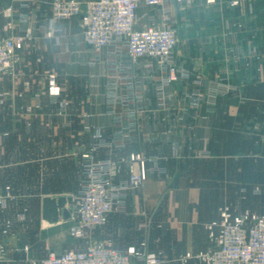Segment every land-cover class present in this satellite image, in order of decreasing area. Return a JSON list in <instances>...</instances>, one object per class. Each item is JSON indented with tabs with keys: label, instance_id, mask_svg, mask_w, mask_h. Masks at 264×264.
Segmentation results:
<instances>
[{
	"label": "crops",
	"instance_id": "1",
	"mask_svg": "<svg viewBox=\"0 0 264 264\" xmlns=\"http://www.w3.org/2000/svg\"><path fill=\"white\" fill-rule=\"evenodd\" d=\"M238 1L139 8V27L167 16L178 36V79L160 94L166 71L128 63L120 44L92 52L78 18L52 19L53 0H0V39L32 32L0 83V264L140 242L166 264H196L221 210L264 214V0ZM95 145L97 158L116 163L114 181L128 178L135 153L147 178L75 240L61 210L55 223L42 219V200L76 195L81 155Z\"/></svg>",
	"mask_w": 264,
	"mask_h": 264
},
{
	"label": "built area",
	"instance_id": "2",
	"mask_svg": "<svg viewBox=\"0 0 264 264\" xmlns=\"http://www.w3.org/2000/svg\"><path fill=\"white\" fill-rule=\"evenodd\" d=\"M194 1L89 0L81 4L78 0H53L51 17L56 21L78 18L83 42L94 53L120 44L125 48L128 63H156L159 70L166 71L157 87L161 94L178 79V69L173 62L178 44L177 32L170 25L167 16L158 25L139 27V8L190 6ZM203 1L206 5L217 2ZM238 3V0H231L233 6ZM9 11L7 9V13ZM31 37V29L26 28L22 34L0 39V83L3 74L11 71L16 64L17 54L25 41ZM48 79V94L58 96L60 88L54 75H50ZM190 102L192 106L197 105V93H192ZM96 149L95 145L81 155L79 187L76 195L71 198L69 233L75 240L87 238L96 228L106 223L108 216L121 208L127 193L139 187L147 178V172L143 168L145 158L135 153L128 160V178L114 181L116 163L97 158L94 154ZM173 149L176 151V146ZM147 160L153 163L149 169L151 172H161L156 158ZM214 225L217 227L216 232L209 227L211 247L192 257L196 264H264V214H235L225 208L220 211L219 221ZM144 248V242L127 252L110 243H89L86 248L74 252H51L46 258L32 264H166L156 254L146 253ZM190 258L191 256H187L186 259Z\"/></svg>",
	"mask_w": 264,
	"mask_h": 264
},
{
	"label": "water",
	"instance_id": "3",
	"mask_svg": "<svg viewBox=\"0 0 264 264\" xmlns=\"http://www.w3.org/2000/svg\"><path fill=\"white\" fill-rule=\"evenodd\" d=\"M71 203L70 197H44L42 200V219L48 223H55L59 219V210L64 220L69 219L70 213L68 209L63 208L66 204Z\"/></svg>",
	"mask_w": 264,
	"mask_h": 264
},
{
	"label": "rangeland",
	"instance_id": "4",
	"mask_svg": "<svg viewBox=\"0 0 264 264\" xmlns=\"http://www.w3.org/2000/svg\"><path fill=\"white\" fill-rule=\"evenodd\" d=\"M2 133H3V131H2ZM0 136H2L1 134H0ZM7 224L5 223V225L3 226V230L5 231V232H7L8 231V228H7ZM158 256V255H157ZM187 256H190L189 254H186L185 256H184V260L186 261V260H188V259H186L187 258ZM183 259H181V260H183Z\"/></svg>",
	"mask_w": 264,
	"mask_h": 264
}]
</instances>
